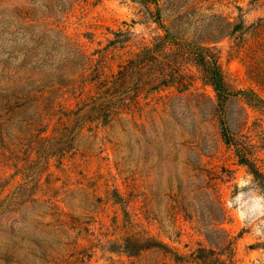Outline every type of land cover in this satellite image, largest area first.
<instances>
[{
	"label": "rangeland",
	"instance_id": "1",
	"mask_svg": "<svg viewBox=\"0 0 264 264\" xmlns=\"http://www.w3.org/2000/svg\"><path fill=\"white\" fill-rule=\"evenodd\" d=\"M237 153L264 175V0H0V264H264Z\"/></svg>",
	"mask_w": 264,
	"mask_h": 264
},
{
	"label": "trees",
	"instance_id": "2",
	"mask_svg": "<svg viewBox=\"0 0 264 264\" xmlns=\"http://www.w3.org/2000/svg\"><path fill=\"white\" fill-rule=\"evenodd\" d=\"M166 36L163 38H160V41L158 44L161 46L163 45H169L171 41H166V39H169V31L166 29ZM141 54L137 55V58H140ZM189 58L203 71L204 78L208 84H210L217 95L218 100V108L220 110H224V105L226 101L230 97V93L228 92L226 88V82L224 75L222 73L221 67L219 66L218 62L214 60L212 57L206 55L204 53V49L199 48L198 50H190L188 54ZM92 83H95L98 86L99 91L102 90V88L105 85V82L102 81L100 78L96 80L90 81ZM100 95V93H98ZM102 94V91H101ZM91 104H85L86 107L89 109L86 111L88 113H94L96 114V119L101 120L102 122H105L107 119V113H105L101 106H98L100 103L101 98H98V96L91 97ZM100 107V108H98ZM84 110V109H83ZM221 126L223 131V137L225 138V141L227 144H229L228 140V134H227V127L225 126L224 120L221 119ZM239 152V151H237ZM239 162L246 166L251 174L255 176L256 179L263 178L264 175L257 169L256 165L249 160L247 157L242 155L241 153H237ZM152 248H168L165 244L155 241V240H147V241H139L135 239H127L125 245H124V253L129 257H137L139 256L143 251L152 249Z\"/></svg>",
	"mask_w": 264,
	"mask_h": 264
},
{
	"label": "clouds",
	"instance_id": "3",
	"mask_svg": "<svg viewBox=\"0 0 264 264\" xmlns=\"http://www.w3.org/2000/svg\"><path fill=\"white\" fill-rule=\"evenodd\" d=\"M239 191L227 202L235 210L238 218L246 226L264 229V189L254 184L251 176L242 177Z\"/></svg>",
	"mask_w": 264,
	"mask_h": 264
}]
</instances>
